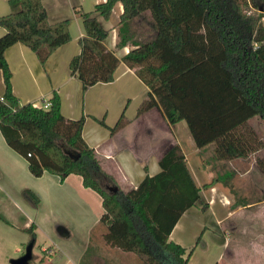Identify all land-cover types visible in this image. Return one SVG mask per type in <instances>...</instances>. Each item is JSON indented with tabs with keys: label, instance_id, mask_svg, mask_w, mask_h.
Returning <instances> with one entry per match:
<instances>
[{
	"label": "trees",
	"instance_id": "trees-1",
	"mask_svg": "<svg viewBox=\"0 0 264 264\" xmlns=\"http://www.w3.org/2000/svg\"><path fill=\"white\" fill-rule=\"evenodd\" d=\"M114 1L105 0L96 9L107 16ZM121 1L124 22L148 10L144 23L151 36L119 58L103 42L108 30L77 10L85 18L86 34L78 39L79 52L69 60L70 72L84 90L113 80L123 61L148 87L138 115L157 106L169 123L185 121L198 148L213 145L212 155L205 158L214 165L210 180L198 185L181 147L174 144L159 157V172L146 174L136 187L123 190L83 139L84 116L65 117L55 91L47 107L18 101L4 50L21 42L43 64L69 40L65 23L49 24L40 0H8L10 11L0 15V27L5 29L0 35L4 83L0 131L6 144L25 158L31 175L39 177L46 171L62 182L77 174L84 187L100 196L103 211L98 224L104 227V244L134 252L141 264H189L185 247L169 235L182 213L197 203L200 190L217 182L232 189L236 171L233 167L228 171V161L236 158L254 157L264 172V153L258 154L264 147V0ZM119 35L126 40L125 31ZM254 117L262 123L261 133L249 124ZM127 122L121 113L110 132ZM20 195L32 207L39 204L38 194L29 187H23ZM0 220L9 222L2 214ZM34 228L31 222L24 229L35 237Z\"/></svg>",
	"mask_w": 264,
	"mask_h": 264
},
{
	"label": "crops",
	"instance_id": "crops-1",
	"mask_svg": "<svg viewBox=\"0 0 264 264\" xmlns=\"http://www.w3.org/2000/svg\"><path fill=\"white\" fill-rule=\"evenodd\" d=\"M40 1L46 10L49 24L65 23L69 40L57 47L43 64L39 62L35 53L21 42L13 43L4 50V57L11 70V90L18 101L20 103L30 102L39 106L55 91L60 98V111L65 117L75 119L81 115L84 116L81 130L83 139L95 149L103 167L114 175L123 190L136 187L146 174L151 176L159 172L161 170L158 163L159 157L174 144L181 147L196 183L201 185L209 181L214 165L209 161L206 162L205 158L212 155L213 145L208 144L198 148L185 121L169 123L157 106L138 115L137 108L146 97L148 87L123 61L120 60L116 66L113 80L97 82L87 86L84 90H82L80 80L70 72L69 60L79 52L78 39L86 34L85 18L79 15L77 10L88 13V18L95 20L102 28L108 30L103 42L119 58L135 43L151 36L144 23L149 17L148 10L145 9L141 17H134L131 21L124 22L122 19L124 7L121 0L113 2L107 16L96 9L97 4L103 3L105 0ZM9 11L8 0H0V15ZM262 23L264 25V17ZM119 30L120 33L125 31V35H127L125 41L120 39ZM4 32L5 29L0 27V35ZM3 90V76L0 70V96ZM121 113L125 115L128 122L116 132L111 133L109 129L115 124ZM100 120L104 124L99 123ZM228 162L230 166H233L235 174L238 176L250 175L253 168L250 158H236ZM70 175L72 174L66 176L62 182L58 178L60 185ZM81 186H77L76 192L65 195L64 200L59 195L53 197L58 202L75 203L78 201L84 203L86 207L91 206L92 222L88 230L92 231V239H94L91 240L90 234L87 238L88 245L95 247L98 251L102 250L104 253L102 256H105L102 258H105V261L112 260L116 264H128L126 258L131 256L129 252L103 243L101 234L104 227L98 224L102 212L96 216L97 203L92 195L84 191L83 188L86 187L82 183ZM219 186H223V183L217 182L210 188H202L197 203L182 213L170 232V239L185 247L184 255H187L189 264H240L237 258L231 260V256L237 255L236 252H232V248H230L231 254H226L230 239L220 227L225 217L217 216L213 210L210 221L212 226L207 225L198 217L199 212L211 210L210 202L214 200L216 194L219 201L222 200V197H226L225 191L218 189ZM34 191L40 198L39 204L33 207L36 210L42 203L43 195H46V192L44 186H38V188H34ZM203 203L209 205L206 204V208L202 209ZM38 226L39 224L36 223L35 227ZM96 226L99 228H95L96 231H94L93 227ZM216 229L221 232H219L218 239ZM207 234H210L209 237ZM53 244L61 257V249L56 248L55 243ZM43 248L44 246H41V249ZM233 249L236 250V247ZM59 258L55 262L60 263ZM91 261L92 258L88 263L97 264ZM243 264H247V262H243Z\"/></svg>",
	"mask_w": 264,
	"mask_h": 264
},
{
	"label": "rangeland",
	"instance_id": "rangeland-1",
	"mask_svg": "<svg viewBox=\"0 0 264 264\" xmlns=\"http://www.w3.org/2000/svg\"><path fill=\"white\" fill-rule=\"evenodd\" d=\"M249 124L259 133L262 132V123L257 117L252 118ZM263 153L264 147L258 154ZM250 162L253 163L250 175L234 174L231 178L232 189L225 185L219 186L218 189L225 191L226 197L219 201L216 194L210 202L211 210L199 212L198 217L212 226L210 221L213 210L217 216H224L220 227L230 239L226 254H231L230 248L233 253H237L236 256H231V260L237 258L240 264H264V172L258 167L254 157H251ZM231 167L233 166L228 167V171ZM75 185L82 187L77 174L70 175L62 185L58 182V177L49 172L41 177L31 175L25 158L4 142L0 131V214L9 220L8 223L0 220V264H11V259L24 252L31 238L35 240L31 262L43 257L42 264H53L60 257L53 247L55 243L56 248L61 249L60 263L56 261L55 264H87L91 258V262L97 264H116L112 260L105 261L102 250L98 251L87 243L92 232L88 230L92 222L91 206L86 207L78 201L58 202L54 199V195H59L64 200L65 195L76 192ZM38 186H44L46 195H43L42 203L34 210L22 199L20 190L23 187L34 190ZM83 189L95 199L98 207L96 216H99L102 212L99 195L89 188ZM242 200L249 204H240ZM31 222L39 224L34 228L35 237H31V232L24 229ZM95 228L99 227H93L94 231ZM215 231L218 239L220 231ZM93 239L91 235V240ZM41 246L44 248L41 249ZM129 255L131 256L126 258L128 264H141L134 252H129Z\"/></svg>",
	"mask_w": 264,
	"mask_h": 264
},
{
	"label": "water",
	"instance_id": "water-1",
	"mask_svg": "<svg viewBox=\"0 0 264 264\" xmlns=\"http://www.w3.org/2000/svg\"><path fill=\"white\" fill-rule=\"evenodd\" d=\"M34 238H31L25 246L24 252L16 258L11 259V264H29L32 257Z\"/></svg>",
	"mask_w": 264,
	"mask_h": 264
},
{
	"label": "built area",
	"instance_id": "built-area-1",
	"mask_svg": "<svg viewBox=\"0 0 264 264\" xmlns=\"http://www.w3.org/2000/svg\"><path fill=\"white\" fill-rule=\"evenodd\" d=\"M48 105H49V101H48V102L44 101V102L42 103V106H43V107H47Z\"/></svg>",
	"mask_w": 264,
	"mask_h": 264
}]
</instances>
